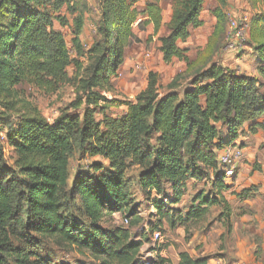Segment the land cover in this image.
<instances>
[{
	"label": "trees",
	"instance_id": "obj_1",
	"mask_svg": "<svg viewBox=\"0 0 264 264\" xmlns=\"http://www.w3.org/2000/svg\"><path fill=\"white\" fill-rule=\"evenodd\" d=\"M212 1L218 4L214 14L219 28L226 0ZM244 1L264 8V0ZM137 2L97 0L95 37L84 48L80 36L85 4L0 0V125L6 127L16 154L13 168L0 167V264H145L147 259L140 258L145 232L137 237L131 231L142 219L129 196L130 166L138 169L136 184L155 210L150 231L183 228L188 240L190 225L215 206L221 207L218 217L225 223L229 220L231 209L224 193L232 184L225 182L216 155L246 131L255 134L263 128L264 9L250 18L247 34L255 76L210 63L186 83L175 77L160 92L156 73L149 72L146 86L126 103L127 111L109 117L104 111L110 100L103 92L109 90L125 49L135 38L134 27L150 25L157 34L162 25L159 0H149L141 10ZM203 2L171 1L166 33L157 38L164 62L185 60L186 48L179 43L203 25ZM54 22L71 27L74 58ZM71 64L75 72L68 79L66 68ZM67 80L75 86L74 99L51 122L34 105L22 102L15 88L26 82L54 92ZM68 109H81V115ZM75 151L103 162H91L87 170L78 168L67 192L69 161ZM190 180H208L209 188L197 191L183 212L179 205ZM255 190L250 185L232 194L244 199ZM66 192L77 197L81 218L66 208ZM117 212L127 218L128 227L106 222ZM226 231H231L229 222ZM45 240L79 258L60 263L39 255L37 244ZM162 250L157 249L156 264H172ZM209 259L181 251L177 264H209Z\"/></svg>",
	"mask_w": 264,
	"mask_h": 264
},
{
	"label": "rangeland",
	"instance_id": "obj_2",
	"mask_svg": "<svg viewBox=\"0 0 264 264\" xmlns=\"http://www.w3.org/2000/svg\"><path fill=\"white\" fill-rule=\"evenodd\" d=\"M76 1L79 5L82 4L84 6L85 4L86 6V11L83 15L84 25L80 36V43L84 48H88L95 37V32L93 30L96 28V23L98 21V3L97 0ZM148 1L149 0H138L136 8L139 10L143 9L144 4ZM171 1L172 0H159L162 14V25L157 34L152 33V27L150 25L143 28V26L137 24L134 27L133 33L135 38H133L131 44L125 49L123 62L119 66L116 75L111 78L109 90L103 92L105 97L110 100L108 107L104 111L109 117H119L127 111L126 103L134 101L135 95L146 86L149 72L156 73L158 89L160 92H163L169 82L175 77H181L179 78L181 84L186 83V79L195 71L207 67L210 63L220 64L228 69L235 70L236 72H242L244 69L243 65L250 68H252L253 65L255 66L251 55L248 54V37L240 42L236 50H233L226 45L225 34L228 30L227 21L229 16L235 18L237 21L247 23L249 27L250 18L264 9L262 4L253 6L250 4L245 5L240 0L226 1L225 6L221 8L223 20L218 28V24L216 23L217 19L214 14L218 4L214 1L204 0L200 12V18L203 20V25L199 28L190 30L189 38L184 43H179L181 47L186 48L185 60L173 59L166 63L162 60L161 53L159 52V42L157 38L166 33L165 26L169 21L171 14ZM68 17L71 22L73 17L71 15ZM142 19L143 17H140L138 22ZM54 27L59 29L63 34L70 55L74 58L76 51L72 44L73 34L71 27L67 26L61 28L56 22H54ZM242 55H244V57H242ZM66 72L68 79H71L75 72L72 64L66 68ZM15 88L18 91V98H20L22 102H29L34 105L41 115L49 122L56 118L62 109H67L69 103L75 96V86L73 82L69 80L58 85L57 90L54 92H48L34 86L33 84H27L26 82L17 85ZM68 112L79 113L81 115V109H68ZM97 118L100 119L101 116L97 115ZM260 120H264V116ZM259 134L260 137L253 140V146L250 148L253 152V157L250 162L247 161L246 151L244 150L241 166L230 180H225L226 183H234L238 173L245 171V164H248L250 167L247 170L249 176L252 175L254 171H262V165H264V125L263 128H261V131H259ZM239 142H241V147L243 148L245 147V144H247L245 143L246 141H242V139ZM0 148L2 152L0 167L9 166L13 168L15 165L16 154L6 138V127L4 125H0ZM91 162L103 161L96 157L90 158L89 156L80 154L76 151L73 153L69 161L67 192L69 184L71 183L77 169L80 168L87 170ZM102 166L105 167V165ZM137 174L138 169L134 166H130L126 172V178L132 205L138 206V214L142 219V222H140L139 225L132 227L131 231L137 237L143 236V233L145 232L144 237L147 238V241L143 243L142 251L144 252L146 249L150 251V255H148L149 259L146 260L145 264H156L157 249L162 247L167 250V256L170 258L171 263L177 264L176 255L178 251L182 249L180 246L182 243L181 234L176 233L175 231L169 232L166 228H164L163 231L158 229L150 231V227H152L151 225L155 222V210L138 188L136 184ZM242 183L243 182H240L238 186L242 185ZM208 188V180L197 183L193 182L190 184L187 188L183 202L179 205L181 210L184 212L187 209L193 195L197 191L203 190L204 192H207ZM67 192L63 194L66 208L71 211L73 217L81 218L77 197H73ZM219 212L218 207H212L209 213L203 217L201 221L196 224H191L189 228L191 233L190 236H192L195 231L196 233L200 234L203 232L207 235L209 232H212V229H225L224 220H221V218L218 217ZM152 214L153 216L151 217ZM106 222L111 223V225H122L119 220L116 221L119 223L112 221V218L110 220L107 219ZM219 224L222 225L219 226ZM122 226L128 227L129 223ZM154 231L159 232L161 236L160 240L151 241L152 233ZM214 234L216 235L215 232ZM210 239L215 242L218 250L209 252L208 256L210 258L221 257L222 254L220 253V250L224 245L223 235H221L219 239L213 235L212 237L210 236ZM36 250L39 255L49 257L53 261L60 263H74L76 259L79 258L74 253H65L58 249L50 240H45L44 242L37 244ZM165 250H162V254H165ZM231 260L239 259L227 256L225 262Z\"/></svg>",
	"mask_w": 264,
	"mask_h": 264
},
{
	"label": "crops",
	"instance_id": "obj_3",
	"mask_svg": "<svg viewBox=\"0 0 264 264\" xmlns=\"http://www.w3.org/2000/svg\"><path fill=\"white\" fill-rule=\"evenodd\" d=\"M240 1H242L245 5H248V3L244 0ZM180 43L182 44V42ZM248 48V54L251 55L255 64V56L252 53V49L249 45ZM242 57H244V55H242ZM243 67L244 69L242 72L238 73H243L250 76L256 75V66L253 65L252 68H250L243 65ZM262 82L264 84V79ZM261 90L264 91V85L261 87ZM259 131H261V129H258L255 134H251L246 131V133L238 139V141H241L242 139V141H246L245 143H247L245 144L244 150L246 151V159L249 162L253 157V152L250 150V148L253 146V140L260 137ZM249 168V165L245 164V171L238 173L234 183H228L232 184V187L229 189V191L224 193V197L231 209L229 220L225 223V229L211 228L212 232H209L207 235L206 233L201 232L199 234L195 231V233L192 232L194 234H192L188 240H185L184 238L185 233L183 228L176 229L175 232L180 233L182 238V243L180 245L182 249L178 251V253L184 251L193 258L208 256L209 252L218 250V247L215 245V242L210 239V236L212 237L214 235V237L219 239V237L223 235L224 245L220 250L222 256L218 258H210L208 261L209 264H217L219 261H225L227 256L230 258L239 259L241 261L243 260L246 264H264V165H262L261 172L254 171L250 176L247 173ZM240 182L243 183L242 185L238 186ZM192 183L193 181L190 180L188 181L187 185L189 186ZM250 185H253L256 188L253 195L250 197L239 199L235 196V194H232L234 192L237 193L241 189L249 187ZM215 207H218L220 211L221 208L219 206ZM228 222L231 226V231L229 234L226 231V225ZM221 225L222 224H219V226ZM214 232L217 236L214 234ZM178 253L176 255L177 262ZM165 254L167 255V250H165Z\"/></svg>",
	"mask_w": 264,
	"mask_h": 264
},
{
	"label": "built area",
	"instance_id": "obj_4",
	"mask_svg": "<svg viewBox=\"0 0 264 264\" xmlns=\"http://www.w3.org/2000/svg\"><path fill=\"white\" fill-rule=\"evenodd\" d=\"M227 32L225 34L226 45L236 50L240 42L244 41L248 34V24L242 21H237L235 18L229 16L227 21ZM264 125V120L261 122ZM244 156V148L241 147V142L236 140L232 145L225 146L217 152L216 158L219 165V168L223 171V176L225 180H230L238 171V168L241 166V162ZM112 221L122 225H127L128 220L121 213H114L112 215ZM119 222H116L118 221ZM161 236L158 231L152 233L151 241L160 240ZM140 250V258L148 259L150 255L149 250H145L142 253ZM217 264H246L241 260H231V261H219Z\"/></svg>",
	"mask_w": 264,
	"mask_h": 264
}]
</instances>
